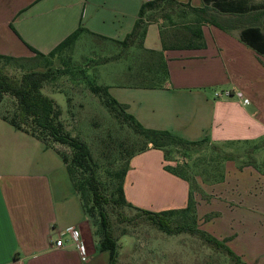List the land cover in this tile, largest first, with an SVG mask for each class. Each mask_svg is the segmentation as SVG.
<instances>
[{
  "label": "crops",
  "instance_id": "obj_1",
  "mask_svg": "<svg viewBox=\"0 0 264 264\" xmlns=\"http://www.w3.org/2000/svg\"><path fill=\"white\" fill-rule=\"evenodd\" d=\"M145 1L0 0V54L31 58L34 53L29 47L46 54L78 26L83 30L76 39L86 34L119 48L116 41L131 30L139 5ZM173 1L182 6L174 9L170 19L149 22L142 40L144 50L162 53L167 79L161 87H147L140 66L143 57L136 54V65L123 73L132 82L104 84L109 95L125 104L126 111L145 128L166 130L187 141L204 139L229 157L256 150L259 171H264V49L250 46L240 36L249 27L264 35V0H245L239 12L218 11L204 0ZM183 5L210 7L216 21L195 18ZM224 90L231 95H214ZM161 154L149 148L130 158L122 188L126 201L134 207L147 210L138 200L147 197L154 205L149 207L157 212L185 206L188 185L162 170L164 164L173 162H164ZM240 157L225 161L221 181L201 182L207 193L212 188L211 201L226 204L224 199L235 198L236 193L245 200L257 194L264 203V175L256 171L253 158L241 164L244 177H232ZM224 208L215 212L221 214ZM66 229L77 231L84 260L64 233ZM60 235L63 243L56 247L54 240ZM235 253L245 264H264V256L246 260ZM0 264H108L107 252L94 243L89 221L59 156L2 119Z\"/></svg>",
  "mask_w": 264,
  "mask_h": 264
},
{
  "label": "rangeland",
  "instance_id": "obj_2",
  "mask_svg": "<svg viewBox=\"0 0 264 264\" xmlns=\"http://www.w3.org/2000/svg\"><path fill=\"white\" fill-rule=\"evenodd\" d=\"M172 8L164 2L157 8L156 15L159 16ZM121 50V47L117 48L83 34L75 40L70 49H65L51 58L50 67L54 71V77L42 86L44 94L60 109L65 129L88 147L92 161L97 165L96 174L101 180L102 187L110 180L107 172L121 167L124 163V159H118L116 144L120 143L121 147L126 148L134 136L127 126L118 128V124L98 98L89 92L87 82L101 85L110 82L131 83L133 79L123 73L131 72L128 67L136 65L132 49L130 53ZM112 52L123 53L116 60L101 64V56ZM25 61L21 62L25 68L20 69L18 65L10 63L6 69L12 75H18L27 68H45L41 60ZM58 148L60 151L68 150L61 145ZM222 151L204 145H194L188 150L180 149L176 152L174 150L171 157L173 165L184 166L187 171L194 174L192 176L197 179L198 184L193 188L191 196L194 217L186 213L172 214L168 225V229L174 231L172 233L160 230L152 219L133 208L105 205L110 233L116 241L114 264H240L223 245L206 239L201 235V231L221 241L233 253L241 254L246 260L251 257L261 259L264 256V203L259 200L258 195L245 200L235 193V198L224 199L226 203L224 204L211 201L214 199V195L210 193L213 191L211 187L207 188L210 190L207 193L200 186L201 182L213 184L222 180L212 181L218 171L223 172L225 161L231 160L226 159L227 155ZM253 151V149L252 153L241 151L239 154L241 161L236 164L237 172H234L232 177L234 175L238 178L239 175L244 177L246 173L240 171L241 164L252 158L256 161V171L264 175V171H259L260 156L256 150L254 153ZM239 155L235 153L230 158ZM163 160L167 162L166 158ZM164 165L161 167L162 170L171 173ZM175 176L179 177L177 174ZM146 179L148 180V177ZM194 179L187 176L184 180L189 186L195 184ZM109 190L107 187V191H103L108 194ZM239 191L243 192L238 188L236 192ZM138 200L140 207L154 210L149 207L154 206L150 205L149 197L144 201L140 198ZM224 206L226 208L221 210V214L215 212V209ZM192 225L200 232L194 230ZM181 226L183 229H175Z\"/></svg>",
  "mask_w": 264,
  "mask_h": 264
},
{
  "label": "trees",
  "instance_id": "obj_3",
  "mask_svg": "<svg viewBox=\"0 0 264 264\" xmlns=\"http://www.w3.org/2000/svg\"><path fill=\"white\" fill-rule=\"evenodd\" d=\"M244 1L221 0L215 4L214 0H204L205 3L212 2L214 8L221 12H239L241 11L239 9V6L241 7L240 3L244 4ZM164 2L171 5L173 7L172 10L164 11L159 16L156 15L157 8ZM179 6L182 5L173 0H148L142 2L137 10L131 30L123 39L116 41L118 47L122 48L121 51L132 49L133 57L136 54L143 57L140 66L142 67L143 65L144 73H146L145 81L147 82V87H161L162 83L167 79V71L160 51L144 50L142 48L146 25L156 20V18L170 19V14L176 11L173 9H179ZM183 6H186L195 18H201L205 22L212 24L216 21V15L210 7L205 5L199 8L188 5ZM82 30L78 26L46 54H42L31 47L29 48L34 53L31 58H15L0 54V119L7 122L14 129L39 140L44 148L54 150L59 156L71 186L78 197L81 209L89 221L92 238L96 247L100 251L104 250L107 252L108 264H114L116 241L110 233L109 220L105 210L106 204L113 207H127L140 211L146 217L152 219L157 227L166 233L174 232L168 229L169 217L172 214L182 213L183 215L186 213L189 216H193V200L191 196L197 182L194 179L195 177L192 176L194 174L187 171L184 166L164 165L169 172L177 174L182 179H187L188 176L195 181V184L188 186V195L184 207L153 212L134 207L127 202L124 197L122 182L128 168L129 159L135 154L149 148H154L160 150L163 158H166L167 161H172L173 158L171 157L174 154V150L176 152L180 149H191L194 145H204L206 147H210V145L204 139L187 141L166 130H154L143 127L126 111L127 107L125 104L116 101L109 95L107 86L87 82L89 92L98 98L108 114L114 118L118 124V128L121 129L125 125L134 136L126 148L121 147L120 143L116 144L118 159H124V163L121 167L107 172L110 180L107 184H103L102 187L101 180H99L96 174L97 165L92 161L88 147L79 138L69 134L62 123L60 109L42 91L43 84L54 77V71L50 67L51 58L65 49H70L78 33ZM240 36L250 46L258 50L264 49V35L257 28L249 27L243 30ZM258 38L260 42H257ZM121 53L123 52H116L114 55L101 57V62L117 58ZM37 59L42 61L45 68H27L22 70L18 75H12L6 69L10 63L18 65L20 69L21 67L25 68L24 64L21 63L22 61L26 60L25 62H30ZM26 67L28 66L26 65ZM59 145L65 146L68 150L60 151ZM216 155L218 156L217 152ZM229 158L227 155L226 159ZM211 171L213 172V170ZM222 178L223 172L218 171V174L212 181L215 182ZM107 187L110 189L108 194L103 191H107ZM192 227L194 230L200 232L195 225H192ZM175 229L180 230L183 227H176ZM201 235L205 236L208 240H212V242L223 245L240 264H245L238 255L233 253L221 241L202 231Z\"/></svg>",
  "mask_w": 264,
  "mask_h": 264
},
{
  "label": "built area",
  "instance_id": "obj_4",
  "mask_svg": "<svg viewBox=\"0 0 264 264\" xmlns=\"http://www.w3.org/2000/svg\"><path fill=\"white\" fill-rule=\"evenodd\" d=\"M220 94H222V95H224V96H230V95H231L230 92H229L228 90H224V91H222L221 93H218V92H215V93H214L215 96H219ZM237 96H238V98H239L240 100H242V101L245 100L242 96H240V95H238V94H237ZM64 233L67 235V237H68L69 240H71L72 242H74V244H75V249H76V251H77L79 257H80L82 260H84L86 254H85V251H84L83 245L81 244V242H80V240H79V237H78L79 235H78L77 231H76V230H73V229H66V230L64 231ZM61 234H62V233H61ZM62 243H63V241H62L61 235H60L57 239L54 240V245H55L56 247L61 246Z\"/></svg>",
  "mask_w": 264,
  "mask_h": 264
}]
</instances>
